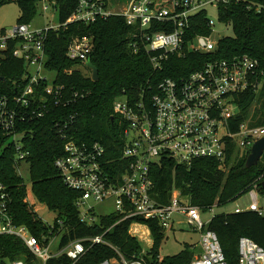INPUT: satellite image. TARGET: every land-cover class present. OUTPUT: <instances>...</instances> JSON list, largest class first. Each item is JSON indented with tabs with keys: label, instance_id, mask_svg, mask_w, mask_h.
<instances>
[{
	"label": "built area",
	"instance_id": "2783aa9c",
	"mask_svg": "<svg viewBox=\"0 0 264 264\" xmlns=\"http://www.w3.org/2000/svg\"><path fill=\"white\" fill-rule=\"evenodd\" d=\"M240 1H246L249 8L254 6L260 10L264 7L251 0H124L123 7L115 9L111 0H79L65 23L58 20L40 29L18 23L4 30L0 36V56L12 43L13 56L25 64L22 80L26 83L15 81V93H0V155L13 150L17 173L23 177L22 163L29 164L30 156L25 141L26 126L34 118L43 117L52 102L59 105L63 101L64 86L56 85L55 79L49 81L44 75L48 70L46 42L50 30L73 21L89 24L100 18L121 15L136 30L130 43L133 51H147L153 69L158 71L170 54L215 52L222 37L214 39L215 23L208 12L216 9L219 20L227 23L221 10ZM38 3L45 13L50 9L58 11L57 0H38ZM202 14L206 16L203 22L198 20ZM202 29L210 31H196ZM92 49V38L77 36L70 42L67 55L86 64ZM263 79L264 69L258 59L248 55L211 58L187 76L161 79L155 91L147 87L142 99L132 101L124 94L117 97L114 112L125 121L124 145L118 159L107 158L106 148L99 141L77 142L60 129L65 143L63 154L55 159L54 165L64 183L79 194L76 204L81 220L95 222L92 202L111 200L116 208L114 213L122 216L121 220L135 217L154 220L165 232L174 229L179 221L186 222L200 235V252L190 264H228L217 233L208 227L211 219H203L201 207L193 205L189 197L173 191L169 203L154 197L151 165L164 158L188 165L205 158L217 160L225 169L232 151L233 156L250 153L253 145L264 138V126L243 122L233 131L231 120L239 111L236 96L248 90L257 91ZM114 164L115 171L111 169ZM262 184L260 176L248 191L250 205L236 208L235 212L250 210L264 215V208L259 205ZM185 197L188 198L186 202ZM12 200L11 190L0 171V235L22 240L32 256L27 260L0 261V264H48L63 256L69 264H85L94 245H107L116 252L113 257L96 264H161L154 262L151 248H142L129 256L124 254L106 239L112 227L99 235L64 242L66 228L57 214L52 223L41 218L47 232L35 236L26 225L15 223ZM134 226L152 234L147 224L134 221L129 231L134 232ZM133 234L138 238L136 232ZM57 240L58 245L53 248ZM238 250L237 264H264V247L252 238L241 236Z\"/></svg>",
	"mask_w": 264,
	"mask_h": 264
},
{
	"label": "trees",
	"instance_id": "16d2710c",
	"mask_svg": "<svg viewBox=\"0 0 264 264\" xmlns=\"http://www.w3.org/2000/svg\"><path fill=\"white\" fill-rule=\"evenodd\" d=\"M10 1L12 0H0V6ZM15 1L20 11L18 23L30 24L38 11V0ZM78 1L57 0L60 23H65L70 18ZM251 1L264 5V0ZM221 12L223 20L233 26L234 34L222 37L215 52L170 54L158 71L153 69L147 51H133L130 43L136 30L121 15L100 18L89 24L73 21L49 31L46 65L49 71L56 72L54 83L64 86V97L61 104L55 105L52 102L43 117L34 118L26 126L28 134L25 141L26 148L30 150L31 191L37 201L64 220V242L99 235L112 227L106 239L129 256L142 250V243L129 233L131 224L138 221L151 229L154 242L150 254L155 263L190 264L199 253L197 245L187 243L178 254L161 258L159 245L166 233L154 220L140 217L121 220L122 216L112 213L98 217L93 223L82 221L76 204L79 194L64 183L54 161L63 154L65 140L60 129H63L68 138L77 142L99 141L106 148L107 158L118 159L124 145L125 121L114 112L113 104L123 94L132 101L142 99V93L147 87L151 86L155 91L161 79L187 76L211 58L248 55L258 59L264 69V7L260 10L254 6L249 8L246 1H240ZM205 19L203 14L198 17L202 22ZM196 31L207 33L210 30ZM75 36L93 39V49L89 56L98 68L99 79L94 80L91 75L76 68L85 64L84 62L68 57V46ZM10 46L0 56V93L13 94L16 91L14 82L25 84L26 80H22L25 64L23 60L13 56V44ZM46 84L43 82V85ZM259 89L248 90L236 96L239 111L231 120L233 131L243 122L264 126V79ZM255 101L257 106L250 113ZM232 152L225 169L220 167L217 160L205 158L197 159L190 165L172 158L153 163L150 175L154 182V197L162 203H169L171 193L176 188L189 197L193 205L204 211L236 201L248 193L258 177L262 176L264 182V154L258 165L247 168L249 153H237L233 156ZM14 156L13 150L0 155V171L11 190V210L15 223L26 225L35 236H41L47 232V227L27 200L25 179L17 173ZM115 168V164L111 166L114 171ZM260 193L264 195V184L260 187ZM208 227L217 233L228 264L238 263V243L241 236H248L264 247V215L256 211L215 214ZM115 254L110 246L94 245L84 262L96 264ZM31 258L22 240L0 235V261ZM48 264H69V260L63 256L50 260Z\"/></svg>",
	"mask_w": 264,
	"mask_h": 264
},
{
	"label": "rangeland",
	"instance_id": "374dc122",
	"mask_svg": "<svg viewBox=\"0 0 264 264\" xmlns=\"http://www.w3.org/2000/svg\"><path fill=\"white\" fill-rule=\"evenodd\" d=\"M112 5L115 9H121L124 4V0H111ZM54 15V16H53ZM20 16L19 6L15 0H12L6 4L0 6V36H3L4 29L10 30L14 26L18 25V18ZM208 16L215 23L214 39L217 40L224 36H231L234 34V28L232 25L222 22L218 18V13L216 9L211 8L208 12ZM58 22V14L53 9H50L48 12H43L41 9V3H38V11L35 14L33 20L31 21L32 28L40 29L44 28L47 25L56 24ZM76 40V36L72 38L71 42ZM80 69L84 74L92 76V70L86 66V64L80 65L76 67ZM44 75L47 76L49 81H53L56 77L55 71L44 72ZM260 89L257 91L259 92ZM256 101L252 104L250 108V113H253L256 107ZM22 175L25 179V184L27 186V200L30 205L34 208V210L38 213V215L44 219L46 222L52 223L55 220L56 213L54 211L49 210L44 204L40 203L34 198V195L31 191V178H30V165L27 163H22ZM174 193L182 194L181 190L174 188ZM183 195V194H182ZM185 202L188 201V198L185 197L183 199ZM251 203V198L248 193L242 195L236 201L231 202L225 206H214L212 209L208 211H203V219L205 221L210 220L215 214L223 213V212H234L236 208H247ZM94 205V216L96 219L100 216H105L112 214L116 211L115 204L113 201L109 200L106 202L95 203ZM259 205L264 208V195L262 193L259 194ZM178 220L181 217H177ZM135 229L134 232L129 231V233L134 236L133 233L136 232L138 236V240L142 243V248L150 249L153 246L154 238L152 234L148 232L147 229L139 230V227H132ZM152 233V232H151ZM166 236L161 241L159 245V254L161 258H166L170 256H174L181 252L187 243L197 245L199 244L200 235L198 232L194 231L191 225L186 222H177L174 226V229H170L165 232ZM143 236L144 239L141 237ZM135 237V236H134ZM58 245V240L56 241L53 248ZM200 252V250H199ZM199 254V253H198ZM197 254V255H198Z\"/></svg>",
	"mask_w": 264,
	"mask_h": 264
},
{
	"label": "water",
	"instance_id": "95a60500",
	"mask_svg": "<svg viewBox=\"0 0 264 264\" xmlns=\"http://www.w3.org/2000/svg\"><path fill=\"white\" fill-rule=\"evenodd\" d=\"M86 66L92 70V78L94 80L99 79L98 68L92 63L91 59L86 62ZM264 154V138L258 140L252 147L251 152L246 159V167L250 168L258 165L260 159Z\"/></svg>",
	"mask_w": 264,
	"mask_h": 264
}]
</instances>
